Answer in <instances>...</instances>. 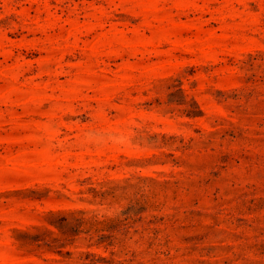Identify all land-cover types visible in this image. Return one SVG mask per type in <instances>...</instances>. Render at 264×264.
Wrapping results in <instances>:
<instances>
[{
  "label": "rangeland",
  "instance_id": "rangeland-1",
  "mask_svg": "<svg viewBox=\"0 0 264 264\" xmlns=\"http://www.w3.org/2000/svg\"><path fill=\"white\" fill-rule=\"evenodd\" d=\"M0 264H264V0H0Z\"/></svg>",
  "mask_w": 264,
  "mask_h": 264
}]
</instances>
